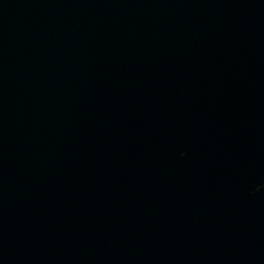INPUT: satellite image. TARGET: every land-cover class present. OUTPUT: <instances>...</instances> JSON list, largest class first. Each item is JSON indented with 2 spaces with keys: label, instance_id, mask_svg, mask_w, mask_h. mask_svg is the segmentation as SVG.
<instances>
[{
  "label": "water",
  "instance_id": "water-1",
  "mask_svg": "<svg viewBox=\"0 0 264 264\" xmlns=\"http://www.w3.org/2000/svg\"><path fill=\"white\" fill-rule=\"evenodd\" d=\"M0 264H264V0H0Z\"/></svg>",
  "mask_w": 264,
  "mask_h": 264
}]
</instances>
